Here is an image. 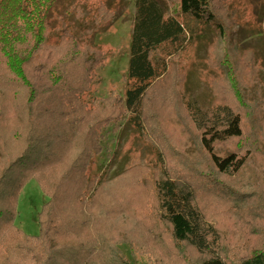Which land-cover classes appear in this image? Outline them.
I'll list each match as a JSON object with an SVG mask.
<instances>
[{
  "label": "rangeland",
  "instance_id": "obj_1",
  "mask_svg": "<svg viewBox=\"0 0 264 264\" xmlns=\"http://www.w3.org/2000/svg\"><path fill=\"white\" fill-rule=\"evenodd\" d=\"M165 1L170 5L169 12L178 15L179 0ZM211 2L217 21L226 29L224 35L214 26L203 38L192 37L190 32L184 31L153 53V63L161 75L146 94L139 128L136 122L129 120L124 105L134 0L49 1L45 18L47 42L55 45L63 32L70 31L86 43L88 54L102 59L79 94L84 103L80 122L43 130L60 133L56 141V144L60 142V154L53 160L59 163L71 160L77 140L81 146L89 144L86 147L89 149L98 136L103 142V152L98 157L95 154L89 163V175L94 177V182L98 175L108 180L127 167L123 179L121 177L108 189L100 192L93 188L89 200L86 199L90 204H78L77 210L73 207L71 211L72 203L61 202L57 211L46 212L49 222L53 218L64 219L61 238L64 244L75 241L74 237L101 239L105 234L115 241H141L143 230L134 233V228L146 222L140 216L141 211L157 212L153 180L161 177L162 167L176 177L194 175L199 205L210 220L219 223L229 240L258 242V236L250 234L249 224L255 220L237 208L264 199V0ZM179 20L183 21L184 17L180 16ZM4 60L0 56V67ZM80 62L78 58L66 77L75 86L85 83L82 80L85 65ZM188 99L204 110L227 104L242 114L243 144L249 145L250 156L240 175L218 176V182L212 180L213 175L206 180L202 177L211 173L210 165L199 147V132L186 109ZM20 106L19 99H15L5 110L0 107V175L9 172L10 176L12 172V175L22 176L23 173L20 165L12 167L10 164L17 153L13 144L22 140L9 142L15 124L14 113ZM55 109L60 110L59 104ZM89 127H93L92 136L86 132ZM68 139L71 140L66 142ZM238 148L242 149L239 140L219 146L223 151ZM37 176L25 183L16 206L15 225L30 236L39 235L40 213L51 197L44 194ZM72 182L75 181L72 179ZM231 191L238 196L230 195ZM92 198L95 202L90 201ZM114 200L119 208L112 203ZM70 220L77 223V229H73ZM260 222H263L261 218ZM157 223L143 229L151 227L152 236L162 239L160 249L150 253L139 249L132 253L124 244L122 257L133 264H192L196 254L189 247L173 242L165 222L158 220Z\"/></svg>",
  "mask_w": 264,
  "mask_h": 264
},
{
  "label": "trees",
  "instance_id": "obj_2",
  "mask_svg": "<svg viewBox=\"0 0 264 264\" xmlns=\"http://www.w3.org/2000/svg\"><path fill=\"white\" fill-rule=\"evenodd\" d=\"M49 1L0 0V56L5 59L0 67V107L5 110L15 99L21 103L14 113L15 124L9 142L22 140L13 144L17 153L10 164L12 167L20 165L23 171L22 176L12 175V172L10 176L9 172L0 175V264H133L122 257L121 246L128 245L132 253L139 249L142 253L160 249L162 239L152 236L151 227L143 229L157 225L158 220L167 224L173 242L189 247L196 254L192 264H264V199L237 208L255 220L249 224L250 234L257 235L258 242L250 243L247 239L233 243L219 223L210 220L199 205L194 175L176 177L165 167H162L161 177L153 180L157 212L141 211L140 216L146 222L134 228V233L143 230L141 241H115L105 234L101 239L74 237L75 241L64 244L61 239L64 219L53 218L49 222L46 212L57 211L61 202L72 203L71 211L73 207L77 210L78 204L89 203L86 199L89 200L93 188L100 192L108 189L125 175L127 167L108 180H102L98 175L94 182V177L89 175V163L95 154L98 157L103 152V142L98 136L89 149L86 148L89 144L81 146L77 140L71 160H60V163L53 160L60 154V142L56 144L60 133L43 130L80 122L84 103L79 94L102 59L88 54L86 43L70 31L63 32L55 45L47 42L45 18ZM169 6L165 0H134L124 105L129 120L136 122L139 128L146 94L161 75L153 63V53L184 31L198 38H203L212 26L221 35L226 31L217 21L211 0H179L177 10L178 15L184 17L183 21L169 12ZM78 58H81L80 65H85L82 76L85 83L75 86L66 77ZM56 104L60 110L55 109ZM185 106L199 132V147L210 165L211 173L202 174V177L206 180L213 175L212 180L218 182V176L233 178L240 175L250 156L249 145L243 144L245 124L242 114L227 104L204 110L188 99ZM92 128L86 131L89 136H92ZM232 140H239L243 150L219 149L221 144ZM37 174L42 191L51 197L40 213L39 235L30 236L15 225L16 206L21 189ZM228 193L238 196L232 191ZM90 201L95 202V199ZM115 201L112 203L119 208ZM242 202L247 203L246 200ZM42 216L46 220H42ZM70 224L77 229L75 221L70 220ZM142 224L146 226H140Z\"/></svg>",
  "mask_w": 264,
  "mask_h": 264
}]
</instances>
